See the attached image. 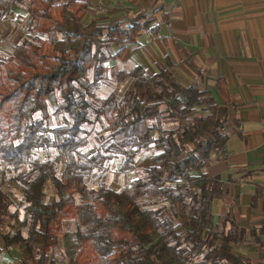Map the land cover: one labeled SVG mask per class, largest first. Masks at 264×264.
<instances>
[{
	"label": "trees",
	"instance_id": "trees-1",
	"mask_svg": "<svg viewBox=\"0 0 264 264\" xmlns=\"http://www.w3.org/2000/svg\"><path fill=\"white\" fill-rule=\"evenodd\" d=\"M17 2L0 0V18ZM89 7V0H29L31 33L9 55L0 53V217L10 199L3 183H14L23 202L4 243L22 249L29 264H251L233 250L241 236L236 223L214 221V200L237 179L206 171L226 147L227 129L238 124L226 79L214 83L221 102L169 68L149 73L136 64L115 70L116 83L130 85L123 103L115 91L89 98L105 60L122 56L120 43L150 23L145 10L128 20L85 21ZM109 44L119 46L106 53ZM49 101L62 115L59 124L48 121ZM139 151L152 160L149 167L118 189L103 181L108 158L122 154L121 167L129 169ZM47 182L56 194L51 200ZM154 198L161 201L145 205ZM69 217L79 225L64 227ZM60 239L63 253L55 255Z\"/></svg>",
	"mask_w": 264,
	"mask_h": 264
},
{
	"label": "crops",
	"instance_id": "crops-1",
	"mask_svg": "<svg viewBox=\"0 0 264 264\" xmlns=\"http://www.w3.org/2000/svg\"><path fill=\"white\" fill-rule=\"evenodd\" d=\"M99 1L103 10L95 13L90 4L84 18L87 14L98 22L128 20L145 10L150 20L135 40L120 43L125 46L122 56L107 59L106 67L129 69L140 64L149 73L169 68L183 83L212 89L221 102L214 83L219 76L226 79L238 124L235 131L227 129L226 147L206 171L237 180L214 200L213 212L218 210L214 221L222 220L225 228L235 222L241 236L233 250L249 257L251 264H264V223H258L264 221V0ZM118 46L106 48L113 53ZM257 190L253 206L251 196ZM10 204L8 200L0 217V264H29L22 249L4 243L13 222L7 220Z\"/></svg>",
	"mask_w": 264,
	"mask_h": 264
},
{
	"label": "rangeland",
	"instance_id": "rangeland-1",
	"mask_svg": "<svg viewBox=\"0 0 264 264\" xmlns=\"http://www.w3.org/2000/svg\"><path fill=\"white\" fill-rule=\"evenodd\" d=\"M58 1V0H56ZM29 2V0H21V2L12 3L11 5V12H7L4 16L0 18V53L4 56L9 55L15 46L23 37L29 35L31 33V28L33 25V19L29 12L27 11L26 5ZM93 4V10L95 13H98L99 11L103 10V2L96 0ZM85 21L89 20L87 18V14L85 18L83 17ZM96 19V18H95ZM99 23H106V22H99ZM105 52L110 53L108 49L105 47ZM106 62V60H105ZM104 62V63H105ZM106 67V66H105ZM107 69L102 72L100 82L99 84H96L95 86L91 88L93 92V96H89V98L97 99V97H103L107 93L111 91H115L117 97L121 99V102L123 103L127 96V91L130 88V85L127 81L120 82L119 84L115 81V70L116 67H106ZM93 77L92 68L88 70L87 78L91 80ZM48 121L50 124H59L62 121V115L55 110V105L52 104L51 101L48 102ZM90 111V118L93 116L91 107H89ZM203 110L199 109L198 112L202 113ZM121 112H124V106H121ZM41 115L40 112L36 113V116L39 117ZM178 123L175 121H164L163 125L166 127L175 126ZM84 126H90L88 123L83 124ZM94 143L93 137H90L88 146H92ZM141 152L139 151L138 154L134 158V166L129 169H124L121 167V162L123 159L122 154H118L115 157L108 158L105 162V165L103 169L101 170L103 181H105L107 184L112 186L113 188H120L121 184L133 177H136L140 174L141 170L143 168L149 167L152 164V160L149 157H142ZM42 156L44 157V153H42ZM61 160L58 161V172L61 168ZM99 180L96 182H89L90 185L96 186V183H98ZM3 189L7 192L9 196V201H11V204L7 210V220L16 222V217H20L22 215L23 209H22V192L19 188L15 186L12 182H5L2 184ZM55 191L53 188V185L51 182H47L45 184V198L47 200H51L55 196ZM161 199H149L146 200L145 205H154L160 202ZM218 204V203H217ZM218 213V210H214L213 214ZM17 214L15 217L14 215ZM179 218V220H181ZM12 222V223H13ZM217 223H222L220 220L217 221ZM79 225V218L78 217H69L64 219V227H76ZM221 226H225L224 224H220ZM13 228H11L12 230ZM62 242L60 239L59 245H55L52 248V253L55 255H59L60 253H63L62 251ZM31 259L29 258V262Z\"/></svg>",
	"mask_w": 264,
	"mask_h": 264
},
{
	"label": "built area",
	"instance_id": "built-area-1",
	"mask_svg": "<svg viewBox=\"0 0 264 264\" xmlns=\"http://www.w3.org/2000/svg\"><path fill=\"white\" fill-rule=\"evenodd\" d=\"M202 110V109H201ZM203 112V111H202Z\"/></svg>",
	"mask_w": 264,
	"mask_h": 264
}]
</instances>
